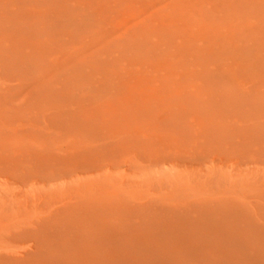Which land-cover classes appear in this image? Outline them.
Segmentation results:
<instances>
[{
	"label": "rangeland",
	"instance_id": "rangeland-1",
	"mask_svg": "<svg viewBox=\"0 0 264 264\" xmlns=\"http://www.w3.org/2000/svg\"><path fill=\"white\" fill-rule=\"evenodd\" d=\"M0 264H264V0H0Z\"/></svg>",
	"mask_w": 264,
	"mask_h": 264
},
{
	"label": "bare ground",
	"instance_id": "bare-ground-1",
	"mask_svg": "<svg viewBox=\"0 0 264 264\" xmlns=\"http://www.w3.org/2000/svg\"><path fill=\"white\" fill-rule=\"evenodd\" d=\"M178 110V109H177Z\"/></svg>",
	"mask_w": 264,
	"mask_h": 264
}]
</instances>
